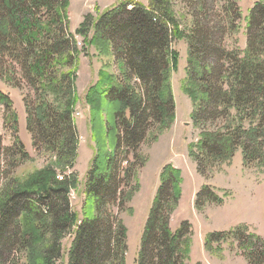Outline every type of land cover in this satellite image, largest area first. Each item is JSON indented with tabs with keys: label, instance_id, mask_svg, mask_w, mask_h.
<instances>
[{
	"label": "trees",
	"instance_id": "trees-1",
	"mask_svg": "<svg viewBox=\"0 0 264 264\" xmlns=\"http://www.w3.org/2000/svg\"><path fill=\"white\" fill-rule=\"evenodd\" d=\"M216 1L214 18L205 0L194 3L188 36L173 0H149L147 6L119 1L97 17L87 14L76 29L101 53L112 54L122 74L101 71L86 94L91 121L98 108H110L107 125H113L117 140L106 156L93 158L80 214L69 199L77 176L58 178V169L75 166L78 150L73 113L82 51L69 28L70 1L0 0V78L16 88L26 84L33 92L24 99L32 147L55 158L24 177L14 173L31 154L19 135L11 97L0 90L5 128L12 137L5 146L0 135V264H19L21 258L22 264H59L66 234L71 236L67 264H126L127 228L121 213L135 191L137 171L146 163L141 146L155 141L176 118L171 72L179 60L172 47L177 39L186 38L189 47L184 89L194 104V125L201 128L198 141L189 145L199 171L229 162L239 149L246 165L264 166V2L250 10L247 43L241 49L220 42L239 31V1ZM182 181L181 170L165 165L136 264H187L191 224L185 220L176 230L170 226ZM203 190L207 201H221L209 187ZM231 235L249 264H264V242L240 227L208 233L205 245L210 249Z\"/></svg>",
	"mask_w": 264,
	"mask_h": 264
},
{
	"label": "rangeland",
	"instance_id": "rangeland-1",
	"mask_svg": "<svg viewBox=\"0 0 264 264\" xmlns=\"http://www.w3.org/2000/svg\"><path fill=\"white\" fill-rule=\"evenodd\" d=\"M69 1V28L76 35L78 47L82 51L76 66L77 78L75 80L76 94L79 99L73 113L78 134V150L75 166L67 168L65 172L58 169V173L59 176L70 173L77 176V184L71 188L69 199L71 208L81 214L91 162L96 155H99L100 158L106 156L115 148L117 140L115 128L111 125L108 129L107 125V121L112 120L110 108L103 106L102 108H106L103 111L98 108L91 121V106L86 100V94L90 87L101 78V71H109L119 77H122V74L121 65L115 61L112 54L101 53L95 45H90L85 41L84 36L77 35L76 29L87 14L97 17L104 11L103 4L110 2L111 4L107 6L110 7L123 0ZM134 1L146 6L149 4V0ZM173 1L175 11L182 18L181 28L188 36L193 5L197 0ZM238 1L243 13L239 22V31L232 37H221L220 42L221 45L227 47L238 46L244 49L247 43L246 27L250 10L256 3L264 2V0ZM205 4L208 14L214 18L213 12L218 8V2L205 0ZM200 19H203V16ZM92 34V32L89 33V39ZM172 47L179 54L178 65L171 72L176 118L169 128L157 135L155 141H146L141 146L146 163L137 171L133 181L135 191L121 213L127 228L126 264H136L145 224L161 184V173L167 164L181 170L183 177L182 194L176 210L171 214L170 226L176 230L185 220L191 224L190 258L187 260V264H249L240 242L233 235L226 242L220 244L214 242L210 249L205 245L206 236L210 232L232 231L240 227L264 242V166L254 163L246 165L239 149L229 162L213 170L208 169L205 173L199 171L198 164L189 150V145L198 141L201 128L194 125L192 119L194 104L184 89L189 55L186 38L175 40ZM0 90L9 93L11 97L13 108L19 118V135L31 154L30 159L23 161L14 172L24 177L29 172L54 161L55 158L52 159L49 155L36 152L32 147V136L26 127L27 112L24 99L29 94L33 95V92L26 84L19 88L13 87L5 78H0ZM4 118L5 107L0 102V135L3 138V145L10 146L12 137L5 128ZM245 126H248V122H245ZM79 144H81L80 149ZM132 158L131 156L130 160ZM126 163H123V168ZM160 170L161 173H159ZM204 187H209L211 191H214L221 201H207L206 192L203 193ZM200 192L201 195L198 196ZM70 245L71 236L66 234L62 239L63 257L59 264H67ZM23 260L25 258H21L19 264H22Z\"/></svg>",
	"mask_w": 264,
	"mask_h": 264
},
{
	"label": "crops",
	"instance_id": "crops-1",
	"mask_svg": "<svg viewBox=\"0 0 264 264\" xmlns=\"http://www.w3.org/2000/svg\"><path fill=\"white\" fill-rule=\"evenodd\" d=\"M111 1H115V0H111ZM109 4H111L110 2L109 3H105V4H103L104 5V8H106ZM96 83V82H95ZM83 117H84V115H82ZM86 116H89V114H86ZM79 131H80V128H79ZM81 144H82V142H81ZM81 144H79L80 146H79V149H80V147H81ZM80 157V156H79ZM168 162V161H167ZM166 162V163H167ZM159 173H161V170L159 171Z\"/></svg>",
	"mask_w": 264,
	"mask_h": 264
},
{
	"label": "built area",
	"instance_id": "built-area-1",
	"mask_svg": "<svg viewBox=\"0 0 264 264\" xmlns=\"http://www.w3.org/2000/svg\"><path fill=\"white\" fill-rule=\"evenodd\" d=\"M78 115H80V113H77ZM59 179H63V175L58 176Z\"/></svg>",
	"mask_w": 264,
	"mask_h": 264
}]
</instances>
